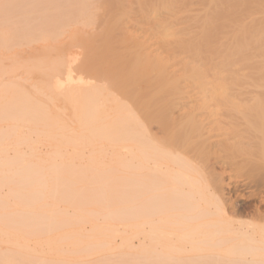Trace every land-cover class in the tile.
I'll list each match as a JSON object with an SVG mask.
<instances>
[{
    "label": "bare ground",
    "instance_id": "1",
    "mask_svg": "<svg viewBox=\"0 0 264 264\" xmlns=\"http://www.w3.org/2000/svg\"><path fill=\"white\" fill-rule=\"evenodd\" d=\"M9 1L11 0H7L6 3L9 4ZM25 1L27 3V0ZM119 1L38 0L35 3H38L39 7H43L40 11L41 16L37 18L40 21L39 24H43L40 25L42 29L39 30H35L33 27L29 28L31 20L29 21L28 16H23L24 11L21 10V15L27 21V24L22 23L24 27L21 26V29L15 25L7 26L6 22L3 21L4 19L1 18V22H5V26L3 24L4 27H0V60L7 59L5 56H8L11 51H13L11 54L13 60L15 55H21L17 52V48L25 47L28 49L29 47L26 46L40 43L41 45L38 46L40 49L38 50L41 52L40 59L37 57V60L35 53H32L34 58H31L37 62L29 61L32 64H27L20 62L22 59H19V63L15 61L12 64L10 59L9 62L12 66L7 65L14 74L22 69L21 71H25L28 75L31 74L33 77L42 80V86H32L36 88H34V92L31 91L28 94L27 88L26 92L25 86L23 87L22 83L21 85L17 83L18 81L6 82L3 85L0 83L2 85L0 87V123L11 122L12 126L8 129L13 130H11L12 132L9 130L6 135L4 133V137L0 138V156L10 157L6 153L11 144H6L8 138L18 137L15 141L13 138L11 139L15 144H19V141L22 140L23 136L21 137L19 134V129L22 128L18 126L20 124L30 125L35 133L40 132L41 135L44 133L49 140L53 138V144L55 143L54 137H61V140L58 141L60 146L56 148L55 155L60 154L62 156V148L67 147H71L76 153L81 149L90 148L93 153L87 161L80 158L81 161H85L83 166L88 168L85 170V167L82 166L84 170L81 168L79 169L81 171L75 170L78 167L75 168L71 164L74 160L70 161L71 158L62 156L70 162L64 158L61 159L63 160L61 161L62 164L66 163L67 165L65 167L59 165V168L51 165L55 159L48 163L50 162L49 158L48 162L41 158L44 165H47L46 162L50 164L47 165L51 166V172H49L50 168L47 167L45 170L46 167L43 166L41 160L34 162L39 156L33 155L37 156L33 161L32 154L31 160L29 156L25 155L28 157L26 159L20 150L18 151V148L15 150L16 153L14 152L15 156L11 157L12 159L0 157L2 160L0 164V186L4 181L6 183L8 180L12 181L11 178L16 176L19 180L15 179L19 184L16 186L17 188H14V191L9 192H12L10 196L14 197L15 205L18 204L19 200L22 201L19 202L22 207L18 206L22 210L19 208V214L15 215L18 216L17 218H9L12 215L11 210L9 217L2 218L4 214H0L2 221L0 233L7 236L5 240L2 241L1 239L0 241L4 242V245L8 244L5 245L4 249L9 246L8 251L10 253L5 251L6 254L8 253L7 255H0V264H77L79 260L85 258L84 254L88 258L96 256V253L99 255L100 252L106 251L113 254V251L120 249V246L116 249L115 246H112L115 240L114 232L108 229L95 231L96 234L89 236H84L82 231H75L71 236L56 238L53 234L55 229L74 225V222L67 220L61 212L43 208L46 203L52 205L53 202L54 204H57L55 202H64L67 204H64L65 206H69L67 208H73L74 212L77 213V218L81 219L79 220L81 223L85 220L91 221L90 217L92 216H89L91 212L84 211L83 207L107 205L110 209L109 206L115 203L117 210L110 209L111 212L108 214L105 212L106 217L109 215L113 219L119 218L120 221L122 219L121 223L124 225L135 224L132 232L138 245L133 247L134 252L133 248L130 247L135 257L133 264H264V222H262L264 217H262V213L258 210L254 211L255 213L259 212L261 216L258 215L255 218L252 215L255 220H252L251 223H246L248 221L245 223L237 222L235 220L238 213L237 204L234 206L231 196H227L228 185L226 187V184L228 182L225 183L222 179L223 175L229 172L224 173L225 171H223L224 174L222 175L221 172L218 173L219 170L218 172L216 170L218 166L225 167V170L232 169L233 166V169L236 168L235 166L242 167L247 160L246 158L249 159L248 156H250L251 161L248 160L247 167L249 166L254 172L251 176L257 180L255 184L258 186H254L259 187L258 192L257 187L253 189L257 192L254 194L255 197H260L264 203V162L257 163V158L264 160V98H259L260 95L258 97L254 94L258 98L247 99L245 97L243 99L241 96L242 99H232L227 90L228 84L235 81L232 78L235 76L232 75L235 74L233 66L231 67L233 73L230 70L234 54L232 49L235 45L225 48L226 50L222 49L224 54L226 53V57L223 55L225 58L216 54L217 57H220L218 59L213 54L221 49L216 48L221 45H215L216 19L220 13L219 17L224 15L223 12L228 15L230 12L224 11L222 8L224 6L221 7L219 0H198L200 5L205 6L206 9H204L203 14L193 18L195 22L193 25H189V20L192 18L187 14L190 11L187 8L191 0H144L143 7L147 3H149L147 5H151H146L147 8L143 10L146 12L141 13V17L150 21H158L154 27L149 29L151 31L154 28L152 35L157 37V39L155 38L157 41L144 47L137 41L126 40L122 42L113 37L116 34L111 33L112 29L109 27V22L114 18L116 8L120 9ZM16 2L20 6L24 3L19 4L18 0ZM142 4L140 2V6ZM222 4L225 5V3ZM29 5L31 6V4ZM1 7L4 8L5 6L3 7L1 4ZM6 7L7 12L13 9L11 5V10H8V5ZM24 7L26 5H23ZM65 7L69 9L67 8V10ZM225 8L229 9V6L227 5ZM18 10H16L17 13ZM27 13L31 14V11H27ZM7 14L5 12V17ZM164 15L166 16L165 20L159 19ZM13 16L15 15L12 14V18ZM20 17L19 22H21ZM8 19L5 20L7 24H10L9 22L12 20L8 21ZM31 19L33 21L34 17ZM117 23L114 25L115 30H122L120 22L117 21ZM16 25H19L18 22ZM73 27L75 29H72ZM89 28L93 30V34L90 33ZM262 35L264 36L263 33ZM246 37L242 38L246 39ZM262 39L264 38H261L260 43L256 42V44L261 46ZM97 41L101 43L97 45ZM249 43L251 44V42ZM77 45H82L85 51L82 60H78L75 51ZM243 47L245 46H239V51L244 52ZM255 48H259V46ZM260 48L263 49V46ZM252 49L254 50V48ZM38 50L36 51L38 52ZM145 50H149V52L146 53ZM22 54L25 57L26 54ZM163 54L168 60L163 57ZM245 54L249 57L246 52ZM19 57L21 58V56ZM221 57L223 60L217 61L221 60ZM242 57L245 59L244 56ZM15 58L18 59V57ZM197 61L200 62V65L195 64ZM1 63L4 64V62H0V65ZM173 65H181L187 75L185 80L191 79L192 82L198 84L205 95L203 99L179 100L178 98H170V94L181 92L180 83L182 79H172L169 72ZM233 65L235 67V64ZM3 69H6L5 64L1 73L5 71ZM61 70L64 71L63 79L53 77L56 72ZM146 70H151L152 73L149 74L150 76L142 77L141 75ZM137 73H139L138 76ZM208 73L213 75L214 82H210L213 85L211 89H207L209 84L207 82ZM5 74L8 75V72ZM104 74L108 75L110 85L100 87L93 79ZM9 75L11 76L5 75L2 78L7 77L6 79L13 78L16 80L19 76L13 77L11 72ZM245 77L250 78V76ZM259 78L261 77L259 76ZM28 79L30 80V77ZM24 80L26 79L24 78ZM143 81L152 86L150 97L147 99L143 98L144 94L135 86L136 83ZM163 85L167 88H164ZM216 87L220 92L216 93ZM250 90L248 91L250 92ZM117 91L122 92V94H118ZM249 92L248 94H251ZM48 101L55 103L60 101L67 106V110L72 112L73 122L76 124L78 132H72L71 135L67 134V122L64 123L63 119L59 118L60 115L51 107L52 105L50 108H48L49 105L46 106L47 108L45 107L44 102ZM63 115L65 116V113ZM5 122L4 124L8 126L9 123L6 124ZM33 135L35 136V134ZM24 138L23 140L30 139V137ZM34 143L36 144V142ZM245 146L249 147V150ZM108 148L118 152L122 151L113 157L114 159L111 157L114 163L123 168V172L120 171L121 176L109 177L107 175V177L102 174L101 158ZM50 151L52 152V150ZM34 152L32 153L34 154ZM36 152L35 154H37ZM77 155L79 154L77 153ZM238 158H241V161H238ZM39 162L42 164L41 167H38ZM53 163L55 164V162ZM110 163L112 162L110 161ZM34 165H37L35 166L36 169ZM115 165L112 166L116 168L117 165ZM222 167L219 168L222 169ZM247 167H243L245 171ZM38 168H42L45 172ZM108 169H104V171ZM120 169L117 170L118 173H120ZM250 169L247 170L250 172ZM89 171L101 175L90 174ZM240 171L237 169L236 172ZM243 171L242 169L241 173ZM249 172L247 177L252 174ZM103 173H107V171ZM249 178L253 182V179ZM237 183L239 186V180ZM11 184L13 185V182ZM78 184H90L91 189L84 186H82L84 188L81 187L83 190L85 189L84 191L81 188H74ZM91 184L98 187L93 189ZM253 184L251 183V185ZM9 185L10 188L11 185ZM251 185H248L249 188ZM6 186L3 184L2 187L6 188ZM11 187L13 188V186ZM229 188L232 187L229 186ZM238 194L236 193L235 196ZM8 195H6L7 198ZM231 195L233 196L232 193ZM7 198L5 200L10 201V198ZM1 200L2 197L0 202ZM4 203L6 204L5 201L2 204ZM260 204L262 203L260 202ZM8 205L10 207V204ZM48 205L46 204V207ZM2 206V208L5 207ZM9 207H6L4 211L0 206V213H7ZM229 209H231L230 212ZM97 211L99 210L97 209ZM15 212L17 213L18 210ZM102 213L104 215V212ZM260 217L262 219L259 221ZM109 220L113 221L112 219ZM34 240L40 241L33 244ZM124 241L125 244L130 242L128 239H124ZM63 247H71L72 250L67 252L70 253V256L64 255ZM101 249L104 250L99 253L95 252ZM41 252L43 254L45 252L46 257L49 255L50 261L44 257L48 263H45L46 260L42 261ZM93 253L94 255H92ZM110 258L108 259L110 260ZM122 260L129 262L128 259L127 261L126 259Z\"/></svg>",
    "mask_w": 264,
    "mask_h": 264
},
{
    "label": "rangeland",
    "instance_id": "2",
    "mask_svg": "<svg viewBox=\"0 0 264 264\" xmlns=\"http://www.w3.org/2000/svg\"><path fill=\"white\" fill-rule=\"evenodd\" d=\"M5 1V2H4ZM6 1L7 0H0V3L3 5V7L4 8H2L1 7V4H0V13L1 12H3V14H1L0 15V27H4L5 26V22H6V25L7 26H14L15 25V27H17L18 29H21V26H22V28L24 27V25H22V23L23 24H27V21L24 19V17L23 16H28L29 17V21H30V24H29V28L31 29V27H33V29H35V30H39V29H42V23L41 24H39L40 23V21H38L37 20V18H39V16H41L40 15V11L42 10V6H40L39 7V5H38V3H35V2H38V0H36L35 2H33L34 0H27V3H26V1L25 0H18V3L19 4H21L22 2H24V3H22L24 6L26 5V7H24L25 8V10H26V8H27V10L25 11L24 10V8H23V5H21L22 6V8L20 9V5H18L17 4V0H15V1H13V0H11V1H9V4H8V2L6 3ZM13 1V2H12ZM30 1H31V3H30ZM144 0H120L119 2H120V9H117L116 8V10L114 11L116 14L114 15V18L112 19V21L111 22H109V27L112 29V34H116V35H114L113 37H116V39H120L122 42L123 41H126V40H131V41H137V42H139V43H141L144 47H147V46H149V45H151L152 43H154L155 41H157V40H155V38L157 39V37H155L154 35H152V31H153V29L151 30V31H149V29L150 28H152V27H154V25H156V23L158 22V21H150V20H147V19H144V18H142L141 17V13H144V12H146V11H143L144 10V8H147L146 7V5L147 4H149V3H147L144 7H143V5L145 4L144 2H143ZM202 1H204V0H202ZM206 1V0H205ZM248 0H219V2H221V7L222 6H224V7H222V8H224V11L225 12H230L229 13V15L228 14H226V13H222V14H224L223 16L221 15L220 17H219V15L221 14H219L218 15V18H217V16H216V40H215V45L217 46V45H221V46H218V47H216L219 51H217V53H213V54H215V56L217 57V55L216 54H218V56L219 55H221L223 58H225L226 57V53L224 54V52L222 51V49H225V48H229V47H232L233 45H235V47H234V49H232L233 51H234V54H233V58H232V62H234V63H232L231 62V66H230V68L233 66V69H235L234 71L232 70V68L230 69L231 70V72L233 71L235 74H232L234 77H232V75H231V77L235 80V81H233V82H236V83H227L228 84V93H229V95H230V97L232 98V99H242V97H243V99L246 97L247 99H252V98H258L259 97V95H260V97L259 98H264L263 96H264V39H262V42H261V46L260 45H258V44H256V42H258V43H260L259 41H261V38H264V36L262 35V33L264 34V0H249L248 2H250L251 1V3H248L247 2ZM3 2V3H2ZM12 2V3H11ZM140 2H142L143 4H142V6H140ZM199 1L198 0H191V3L188 5V8H187V10L189 11L187 14L192 18V19H190L189 20V25H193L195 22H194V20H193V18L194 17H197V16H199V15H201V14H203L204 13V9H206V8H204V7H202L201 5H200V2L198 3ZM231 3V5H233V6H231V5H229L230 3ZM234 2V3H233ZM6 3V5H4ZM34 3V4H33ZM222 3H225V5H223ZM226 3H228V4H226ZM254 3V4H253ZM12 4H13V6H15V7H13L12 6ZM29 4H31V6L29 5ZM8 5V10L10 9L11 10V8H10V5H11V7L13 8L11 11H8L7 12V10H6V6ZM27 5H29V6H27ZM38 5V6H37ZM151 5V4H150ZM150 5H147V6H150ZM227 5L229 6V9H227V8H225V6L227 7ZM18 6H20V7H18ZM36 6V7H35ZM231 6V7H230ZM28 7H29V9H30V11H31V14L30 13H27V11L28 12H30L29 11V9H28ZM42 7V8H41ZM141 7H143V9H141ZM201 7H202V9H203V11H202V9H201ZM32 8V9H31ZM38 8V9H37ZM41 8V9H40ZM68 7H65V9H67ZM219 8V7H218ZM3 9V10H2ZM14 9H15V11H14ZM17 9H19L18 11V13L16 12V10ZM40 9V10H39ZM69 9V8H68ZM67 9V10H68ZM221 9V8H220ZM23 12L24 11V14H22L21 13V11ZM142 10V11H141ZM227 10V11H226ZM229 10V11H228ZM32 11H33V13H32ZM35 11V12H34ZM217 11V13H218V10H216ZM220 11H222V9L220 10ZM5 12H6V14L7 13H11L10 14V16H9V14H7L6 15V17H5ZM20 13V14H19ZM38 13V17L36 16V14ZM12 14L13 15H15V16H13V18H14V20H13V18H12ZM23 16H22V15ZM26 14H28V15H26ZM4 15V16H3ZM18 15V16H17ZM20 15H21V17H20ZM31 15V16H30ZM217 15V14H216ZM4 17V18H3ZM8 17H10V18H12V19H8ZM15 17H17V18H15ZM19 17H20V21L21 22H19ZM34 17V20L32 21V19L31 18H33ZM228 17V18H227ZM1 18H2V20L3 21H5V22H1ZM8 19V21H10V20H12L11 22H12V24H11V22H9L10 24H7V21L5 20V19ZM36 18V19H35ZM220 18H223V19H220ZM227 18V19H226ZM159 19H162V20H165L166 19V16L164 15V16H162V17H160ZM16 20V21H15ZM36 20H37V22H38V24H39V26H38V24H36L37 22H36ZM13 21H15V23L13 24ZM26 21V22H25ZM117 21L118 22H120V24L122 25V30H115V28H114V25L115 24H118L117 23ZM17 22H18V24L19 25H16L17 24ZM32 22V23H31ZM34 22H35V24H34ZM225 23V24H224ZM3 24H4V26H3ZM21 24V25H20ZM34 24V25H33ZM33 25V26H32ZM36 25V26H35ZM41 25V26H40ZM218 25V26H217ZM72 29H75V27H73ZM238 29V30H237ZM89 31H90V33H92L93 34V30L91 29V28H89L88 29ZM148 30V31H147ZM157 30V29H156ZM263 30V31H262ZM237 33V34H236ZM250 33V34H249ZM235 34V35H234ZM243 34H245V35H243ZM260 34H261V36H260ZM241 35H242V37L244 38V37H246V39H243L242 37H241ZM118 36H120V37H118ZM263 36V37H262ZM154 39H153V38ZM188 37V36H187ZM186 37V38H187ZM260 37V38H259ZM244 40V41H243ZM253 41V43H252V41ZM254 40H256V41H254ZM244 42V44H243V42ZM249 42H251V44L249 43ZM101 42L100 41H97L96 42V44L97 45H99ZM34 44V45H33ZM32 45H30V46H26V47H29L28 49H26L25 47H19V48H17L18 49V51L17 52H19L21 55H15V57H18V59L17 58H15V57H13V60L11 59L12 57L11 56H13V55H11L12 53H13V51H11V53H8V56H5V58H7V59H4L3 58V60H0V62H4V64H5V68L7 69H3V73H1V70H2V67L4 68V64H2L1 63V65H0V73L2 74H0V83L3 85L4 83H6V82H11V81H18L17 83H19L20 85H21V83H22V86L24 87V89H25V91H26V88H27V93L28 94H30V92L31 91H33L34 92V88H36L37 86H39V87H41L42 86V80H40V79H37V78H35V77H33V75H31V74H27L25 71H21V70H18V72H17V74H16V72H15V74L9 69V67H8V65L7 64H9L10 66H12L10 63L11 62H9L10 61V59H11V61H12V64H13V62H15V61H17L18 63H19V61L22 59L23 60V58H24V60H25V58H26V60L24 61H20V62H23V63H29V64H32V63H30L31 61L33 62L34 61V63L35 62H37V60H38V58L37 57H39V59H40V57H41V52H39V48H38V46H40L41 44L40 43H33ZM223 45V46H222ZM225 45V46H224ZM241 45H243V46H245V47H243V49H244V52H241V51H239L240 49H239V46H241ZM250 45H252V46H250ZM259 46V48H255V47H257V46ZM248 46H250V48H248ZM255 46V47H254ZM263 46V49L262 48H260V47H262ZM224 47V48H223ZM245 48H248V49H246L245 50ZM252 48H254V50L252 49ZM29 49H31V50H29ZM39 49V50H38ZM216 49V50H217ZM255 49H256V51H255ZM260 49H262L261 50V52H260ZM19 50H21V51H19ZM27 50V51H26ZM36 50H38V52L36 51ZM226 50V49H225ZM236 50V51H235ZM249 50V51H248ZM33 51H36V52H33ZM75 51L77 52V56H78V60H82L83 58H84V49H83V46L82 45H77V47L75 48ZM243 51V50H242ZM248 51V52H247ZM27 52H29V53H27ZM145 52L147 53V52H149V50H145ZM235 52L238 54V56H237V54L235 55ZM242 54H241V53ZM245 52L247 53V55H249V57L248 56H246V54H245ZM263 52V53H262ZM22 53H25L26 55H25V57H24V54H22ZM32 53H35L36 55H35V57L37 58V60L35 61L34 59H31V58H34V54H32ZM30 54V55H29ZM37 54H39L38 56H37ZM244 56V58L245 59H243V57L241 56ZM245 54V55H244ZM251 54V55H250ZM7 55V54H6ZM10 55V56H9ZM212 55V54H211ZM225 57H224V56ZM241 56V59H240V56ZM19 56H21V58L19 57ZM32 56V57H31ZM213 56V55H212ZM234 56H237V57H234ZM10 57V58H9ZM163 57H165L166 58V55L165 54H163ZM222 57H221V60H217V58L218 59H220V57H217L216 58V60L217 61H222L223 59H222ZM231 58H230V60H231ZM234 58H235V60H234ZM238 60H237V59ZM20 59V60H19ZM167 60H168V58H166ZM248 59V60H247ZM243 60H244V62H243ZM30 61V62H29ZM216 61V64L218 65V62ZM239 61V62H238ZM240 61H242V62H240ZM16 62V63H17ZM239 63V64H238ZM241 63V64H240ZM196 65H200V62L199 61H197L196 63H195ZM220 64V63H219ZM233 64H235V67H234V65ZM250 64V66H247V65H249ZM236 65H238V67H236ZM11 68V67H10ZM239 69V70H238ZM258 69V70H257ZM260 69V70H259ZM24 70V69H23ZM147 71V72H146ZM146 71H144V75L142 74L141 76L142 77H147V76H150L149 74H151L152 73V71L150 70V71H148V70H146ZM237 73H236V72ZM262 71V72H261ZM5 72H8V75L7 74H5ZM11 72V74H12V76L14 77V76H18V78L15 80V79H13V78H8V79H6L8 76L10 77L11 75H9V73ZM169 72H170V74H171V78L172 79H179V78H181L182 80H181V83H180V91L181 92H179V94L177 93V94H174V93H172V94H170L169 96H170V98H173V99H181V100H187V99H203L204 97H205V95L202 93L203 92V90L201 89V88H199V86H198V84H195L194 82H192V80L191 79H189V80H185V78H186V73L184 72V70H183V68H182V66L181 65H173L172 66V68L169 70ZM259 72V73H258ZM263 73V74H262ZM7 76L5 79L4 78H2V77H4L5 75ZM34 74H37V73H34ZM148 74V75H147ZM154 74V73H153ZM252 74H253V76H252ZM259 74V75H258ZM139 75V73H137V76ZM140 76V77H141ZM245 76H250V78H251V76H252V81L250 80V78H248V77H245ZM259 76L261 77V78H259ZM28 77H30V80L28 79ZM53 77H56L57 79H63L64 78V71H59V72H56L54 75H53ZM258 77V78H257ZM24 78L26 79V80H24ZM139 78V77H138ZM248 78V79H247ZM262 78H263V80H262ZM4 80V82H3V80ZM20 79V80H19ZM237 79H238V81H237ZM243 79V80H242ZM245 79V80H244ZM246 79H247V81L249 82H247L246 81ZM253 79H255L254 81H253ZM232 80V79H231ZM230 80V81H231ZM93 81L98 85V86H105V85H110V82H109V80H108V75L107 74H104V75H100L99 77H95L94 79H93ZM247 82V84H246V82ZM262 83H261V82ZM207 82H209V84H208V86H207V89H211L212 87H213V85L212 84H210V82H214L213 81V75H212V73H208V76H207ZM229 82V81H228ZM251 82V83H250ZM253 82V83H252ZM258 82H260V83H258ZM242 83V84H241ZM257 83H258V85H257ZM38 84H41V85H38ZM233 84V85H232ZM244 84V85H243ZM260 84V85H259ZM262 84V85H261ZM2 85H0V87H2ZM36 85V87H32V86H35ZM229 85H231V86H229ZM257 85V86H256ZM135 86H137V88H138V90L141 92V93H143L144 94V97L143 98H145V99H147V98H149L150 97V91H151V88H152V86H150L149 85V83L148 82H138V83H136L135 84ZM164 86V85H163ZM230 87V88H229ZM33 88V89H32ZM154 88V87H153ZM164 88H167L166 86H164ZM247 88V89H246ZM254 88H256V89H254ZM243 89V90H242ZM249 89H251L250 90V92L248 91ZM239 92H238V91ZM245 90V91H244ZM252 90H253V92H252ZM257 90V91H256ZM237 91V92H236ZM244 91V92H243ZM259 91V92H258ZM25 92V93H26ZM32 92V93H33ZM217 92H220L219 90H218V88L216 87V93ZM236 92V93H235ZM248 92L249 93H251V94H248ZM260 92H262V93H260ZM117 93L118 94H122V92H118L117 91ZM239 93H241V94H244V95H241V94H239ZM260 93V94H259ZM235 94H237L236 96H235ZM254 94H256V95H258V97H256V95H254ZM262 94V95H261ZM246 95V96H245ZM254 95V96H253ZM242 96V97H241ZM250 98H249V97ZM253 96V97H252ZM234 97V98H233ZM144 99V100H145ZM48 102H50V101H48ZM48 102H44L45 103V107L47 106L48 107V105H49V107L48 108H50V106L51 107H53L54 108V110L55 111H57V113L60 115V117L59 118H61V119H63V122L64 123H66L67 122V128H66V132H67V134L68 135H71L72 134V132H78L77 131V126H76V124L73 122L74 120H73V118H72V112L68 109L67 110V106L65 105V104H63L62 102H60V101H58V102H50V103H48ZM128 103H129V101H127ZM52 103V104H51ZM55 104H56V107L58 106L59 108H56L55 107ZM62 106V107H61ZM46 107V108H47ZM66 108V109H65ZM62 109V110H61ZM67 110V111H66ZM59 111V112H58ZM65 111V112H64ZM65 113V116H66V118H65V116L63 115ZM62 114V115H61ZM72 119V120H71ZM65 120V121H64ZM5 122V121H4ZM4 122L2 123H0V129L1 128H3V129H1V131H2V135H1V131H0V138H2V137H4V133H5V135H6V133H8L9 132V130L10 129H8L9 127L11 128V126H12V123L11 122H5L6 124H8V126H6L5 124H4ZM69 122V123H68ZM72 123V124H71ZM75 125H74V124ZM6 126V127H5ZM18 126H21L22 128H20L19 129V131H18V129H17V133L19 132V134H21L20 136L22 137V140H21V138H20V140L22 141H19V144H22L23 146H19V144L17 145V144H15V142H13L11 139L13 138L14 139V141L16 140V138H18V137H12V138H8L7 139V142H6V144H13L14 143V145H11L10 144V146H9V150H7L6 151V153H8V156H10V157H7V156H5V158L6 159H8L9 160V158H11V157H14L15 155H14V152H15V150L18 148V151L20 150V152H21V154H23V157L26 155V156H31V154H32V156L33 155H37V156H39V158H36L37 156H33L32 158H33V161H34V158H36L35 160L36 161H34V162H37V160L38 161H42L41 163L43 164V166L44 167H46V169L45 170H47V167H48V169L50 168V171L49 172H51V166L49 167V166H47V165H50V164H48V163H51L54 159V161L53 162H55V164L52 162L51 163V165L52 166H57V168H59V165H62V167H65L67 164L66 163H63L62 164V162L61 161H63V160H61V159H63L64 157L65 158H71L70 159V161L71 160H73V163H71V164H73V166L76 168V167H78V169L76 168H74L76 171H81V170H86V169H88L86 166H83V165H85V164H83V163H85V161H87L88 160V157L90 158L91 157V155H92V153L93 152H91V150H90V148H86V149H81L80 151H78L77 153L79 154V155H77V153L76 152H74V150L71 148V147H67V148H62V150H63V154H62V156H64L63 158H62V156H60V154L59 155H55V152L57 151V147H59L60 146V143L58 142V141H60L61 140V137H54L55 138V143L53 144V138L52 139H48L47 137H46V135L43 133V135H41L42 133H35V131L31 128V126L30 125H28V124H20V125H18ZM71 126V127H70ZM29 127V128H28ZM6 129V131H5V129ZM25 128V129H24ZM27 129H28V133L29 132H31V133H27ZM74 129V130H73ZM76 129V130H75ZM12 130V129H11ZM10 130V132H12ZM25 130H26V132H25ZM29 130H31V131H29ZM5 131V132H4ZM16 133V134H17ZM24 133H26V134H24ZM33 134H35V136L33 135ZM39 136H38V135ZM26 137H30V139L33 141V143H32V141L29 139V138H26ZM29 135H31V136H29ZM45 135V136H44ZM44 136V137H43ZM26 139H28V140H26ZM40 137H41V139H40ZM46 137V138H45ZM23 138L25 139V140H23ZM43 138V139H42ZM56 138H57V140H56ZM60 138V139H59ZM59 139V140H58ZM1 140H3V139H1ZM40 140V141H39ZM18 141H16V142H18ZM25 141V142H24ZM29 141V142H28ZM41 141H43V142H41ZM48 141V142H47ZM58 143H57V142ZM21 142V143H20ZM34 142H36V144L34 143ZM39 142V143H38ZM4 144H5V142H3ZM38 143V144H37ZM25 144V145H24ZM28 144H29V146H28ZM57 144V145H56ZM31 145V146H30ZM35 145V146H34ZM38 145V147H36ZM56 145V146H55ZM12 146H14L15 147V149H13L14 147H12ZM16 146H18V147H16ZM21 147V148H20ZM33 147V148H32ZM34 147H36V148H34ZM50 147H51V149H50ZM38 148V149H37ZM55 148V149H54ZM245 148H247L246 146H245ZM249 148V147H248ZM247 148V149H248ZM31 149H33V150H36L35 152L37 153V154H35V152L32 150V152H34V154L31 152ZM50 150H52V152L50 151ZM61 150V151H62ZM249 150V149H248ZM114 151V152H113ZM23 152V153H22ZM49 152H51L50 154H49ZM81 152V153H80ZM116 152V153H115ZM118 151H115V150H113L112 148H108L107 150H105V153H104V159H102L101 158V161H102V165H101V169H103V172H105V171H107V173H103L102 172V174H105L106 176L108 175L109 177H117V175L118 176H121L120 174H122L120 171H122L123 172V168H121V166H119V165H117L116 163H114L113 162V157H115L117 154H120L121 152H118ZM16 153V152H15ZM38 153H39V155H38ZM53 153H54V155H53ZM47 154V155H46ZM4 155H7V154H4ZM46 155V156H45ZM114 155V156H113ZM24 157V158H28V157ZM42 156V157H41ZM48 156V157H47ZM60 156V157H59ZM67 156V157H66ZM69 156H71V157H69ZM79 156V157H78ZM83 156V157H82ZM0 157H3L4 158V156L2 155V156H0ZM46 157V158H45ZM55 157H57L58 159H56ZM78 157V158H77ZM113 159H112V158ZM249 157V159L248 158H246L247 160L244 162V165L247 167V163H248V160H250V156H248ZM4 158V159H5ZM31 157L29 158L30 160L32 159ZM41 158H43L44 159V161L45 160H47V162H48V160L50 159V162H46L45 164H47V165H44V161L41 159ZM49 158V159H48ZM64 158V159H65ZM80 158L82 159V158H84L83 160H85V161H81L80 160ZM87 158V159H86ZM12 159V158H11ZM10 159V160H11ZM68 159H65L67 162H70V161H68ZM110 159H112V160H110ZM30 160H29V162H30ZM64 160V161H65ZM78 160V161H77ZM80 160V161H79ZM257 160L258 161H260V162H258L257 161V163L259 164V163H262V162H264V160H262V159H258L257 158ZM110 161L112 162V163H110ZM238 161H241V158L239 159L238 158ZM251 161V160H250ZM249 161V162H250ZM262 161V162H261ZM1 162H2V160L0 159V164H1ZM32 162V161H31ZM33 163V162H32ZM105 163H106V165H105ZM241 163V162H240ZM246 163V164H245ZM42 164H40V162L38 163V167L40 166H42ZM75 164V165H74ZM110 164V165H109ZM115 165L116 166V168L114 167V166H112V165ZM105 165V166H104ZM240 166V167H237V166H235L236 168V170L235 169H233V167H232V169H224L225 167H222V166H218L217 168H216V170H217V172H218V170H219V172L218 173H222V175L224 174V173H228V174H224L223 175V177H222V179H223V182H225V183H227L228 182V184H226V187H227V185H228V189L226 190V194H227V196H231V200L232 201H234V206L237 204V209H238V213H237V215H236V217H235V220L237 221V222H241V223H245L246 221H248V222H246V223H251L252 222V220L254 221L255 219L253 218V216L252 215H254V217L255 218H257L258 217V215L259 216H261V214L260 213H262V217H264L263 215H264V203L260 200L261 198L260 197H255V194H257V192H258V190L257 189H259V187H257L258 185L257 184H255V183H257L256 181L257 180H254L255 178L254 177H252L251 175H253L254 174V172H252L251 171V169H250V167L248 166L247 168H246V171H245V166ZM35 166H37V165H34V168L36 169V167ZM82 166L83 167H85L84 169L82 168ZM110 166V167H109ZM61 167V168H62ZM109 168L108 170H105L104 171V169H107V168ZM112 167V168H111ZM121 169H120V168ZM222 167V169H220V168ZM244 167V168H243ZM73 168V167H72ZM82 168V169H81ZM111 168V169H110ZM120 169L119 170V172L120 173H118V169ZM38 169H41V171L42 172H45V171H43L42 170V168H38ZM44 169V168H43ZM79 169H81V170H79ZM113 169V170H112ZM224 169V170H223ZM237 169H239V171L241 170L242 171V169L244 170L242 173H241V171L240 172H236L237 171ZM247 169H250V172H249V170H247ZM234 170V171H233ZM40 171V170H39ZM115 171V172H114ZM223 171H225L224 173H223ZM228 171V172H227ZM232 173H231V172ZM46 172H48V171H46ZM90 172V174H94V173H97V172H94V171H89ZM89 172H88V175L91 177V175L89 174ZM110 172V173H109ZM111 172H112V174H111ZM236 172V173H235ZM247 173L245 176H244V174L245 173ZM248 172L249 173H251L252 172V174H249V176L247 177V175H248ZM244 173V174H243ZM97 174H99V175H101L100 173H97ZM115 175V176H114ZM94 176V175H93ZM107 176V177H108ZM255 176V175H254ZM13 177V176H12ZM247 177V178H246ZM249 177H251L253 180V182H251V179L249 178ZM256 177V176H255ZM17 179V177L15 176V177H13V179L11 178V180L12 181H9L8 180V182H10L9 184L11 185V186H13V188L9 185V184H7L5 181L3 182V184L4 185H7L6 186V188H4V187H2L3 186V184H2V186H0V193L2 194V200L3 201H5L6 202V204L4 203V204H2L3 203V201L1 200V202H0V206H1V208L3 207L2 205H4L5 207L4 208H2V209H4V211L6 210V207H9V205L8 204H10V207L7 209V213H0V214H4V216L2 217V218H5V217H9L10 215H11V212H12V215L9 217V218H13V219H15V218H17L15 215L17 214H19V208L20 207H18V206H21L22 204H20L22 201H20L19 200V202L18 201H16V202H18V204L16 203V205H15V201H14V197L13 196H10V195H12L11 193L12 192H9V191H14V188H17L16 186H18V181L17 180H19V179ZM231 178H233V179H231ZM247 179V181H245L246 179ZM250 179V181H249V179ZM231 179V180H230ZM230 180V181H229ZM232 180H233V182H232ZM237 180H239V186H238V183L236 184V182H237ZM245 181V185H244V188H243V184H244V181ZM241 181V182H240ZM13 182V185L11 184ZM15 182V183H14ZM248 182V183H247ZM17 183V184H16ZM251 183L253 184V185H251ZM230 184V185H229ZM8 185L10 186V188L8 187ZM90 185V184H89ZM89 185H85V184H78V185H75V187L74 188H76V189H80L82 186H84V187H87L88 189H91L90 187H89ZM93 185V189L97 186H94L95 184H91V186ZM251 185V188H249V186ZM254 185H257V186H254ZM229 186L230 187H232L231 189L229 188ZM239 188H238V187ZM242 186V187H241ZM249 188L248 189V191H247V188ZM8 187V188H7ZM84 187H82V188H84ZM98 187V186H97ZM96 187V188H97ZM235 187V188H234ZM254 187V188H253ZM255 187H257L256 188V190H257V192H256V190L254 191L253 189H255ZM4 188V189H3ZM81 188V189H82ZM9 189H12V190H9ZM230 189V190H229ZM243 189V190H242ZM246 189V190H245ZM83 190V189H82ZM85 190V189H84ZM83 190V191H84ZM235 190H237V191H235ZM240 190V191H239ZM251 190V191H250ZM254 192H253V191ZM231 191V192H230ZM249 191H250V193H249ZM7 192H9L8 194H7ZM230 192V193H229ZM238 194H240V195H242L241 196V198H239L240 197V195L238 196V195H236V196H238V197H236L235 196V194L236 193ZM248 192V193H247ZM253 192V193H252ZM231 193L233 194V196L231 195ZM255 193V194H254ZM229 194V195H228ZM249 194V195H248ZM6 195H8V198H10V201H8V200H5L6 198H7V196ZM243 195H246V196H243ZM249 197H248V196ZM250 195H251V198H250ZM3 196H5V198H3ZM10 196V197H9ZM254 196V197H253ZM1 197H0V199H1ZM13 197V198H12ZM246 197V198H245ZM248 197V198H247ZM7 198V199H8ZM232 198H234V199H232ZM237 198V199H236ZM256 198V199H255ZM239 199V200H238ZM250 199V200H249ZM17 200V199H16ZM50 200V199H49ZM48 200V202H50ZM236 200V201H235ZM248 200V201H247ZM260 200V201H259ZM8 202V203H7ZM47 202V201H46ZM45 202V203H46ZM53 202V201H52ZM260 202L262 203V204H260ZM55 203H57V204H54V202H53V204L51 205V203H49V205H48V203H46L47 205H48V207H46V204H45V207H43V208H47L48 210H55V211H57V212H61V213H63L64 214V216H65V218L67 219V220H69V221H72V222H74V225L72 224L71 226H67V227H64V228H57V229H55L54 230V232H53V234H54V236L57 238V237H60V236H71L73 233H75V231H82V233H83V235L84 236H89V235H94V234H96V232L95 231H103V230H106V229H108V230H112L113 232H114V242L112 243V246H115V249L116 248H119V246H120V249L119 250H115V251H113V254H110L111 252L109 251H106V252H100V251H103L104 249H105V247H104V249H101V250H98V251H95V252H100V254L99 255H97V253H96V256L94 255V253L92 254V255H94V256H92V257H88L87 258V256L84 254V257L85 258H82L81 260H79V262L77 263V262H75V263H77V264H102L103 262H104V264L106 263V264H133L134 262H135V260H133V259H135V257H134V255H133V253H132V251L130 250V247H136L138 244H137V242H136V239L135 238H133L134 236H133V232H132V230H134V227H135V224H128L129 222H126L128 225H124V223H121V221H122V219H121V221L120 220H118V219H113L111 216H109L108 215V217H111V218H108V217H106L107 215H105V212H106V214H108V212H111V210H113V211H115V210H117V208H116V206L114 205L115 203H113V205H111V206H109V208L111 209H108V206L107 205H103L102 207H96V206H91V207H93V208H96V209H92L91 207H89V206H86L85 208L83 207V209H84V211H87V212H91L90 214H89V216H91L90 218H91V221H84L83 223H81V221H79V220H81V219H78L77 218V213H75L74 212V209L72 208L71 209V207L70 208H67V207H69V206H65L64 204H66V203H64V202H55ZM60 203V204H59ZM52 207H51V206ZM54 205H56V206H54ZM58 205V206H57ZM67 205V204H66ZM54 206V207H53ZM113 206H115L114 208H112ZM22 207V206H21ZM66 207V208H65ZM87 207H89V208H87ZM107 207V208H106ZM118 207V206H117ZM101 208V209H100ZM257 208V209H256ZM1 209V211H3ZM46 209V210H47ZM97 209L100 211H97ZM118 209H119V207H118ZM10 210H11V212H10ZM16 210H18V212L16 213L15 211ZM20 210H22L21 208H20ZM43 210V209H42ZM90 210V211H89ZM94 212H93V211ZM106 210V211H105ZM230 210L231 209H229L228 211L230 212ZM241 210V212H239ZM256 210H258V211H260V213L258 212V213H255L254 211H256ZM9 211V212H8ZM44 211H45V209H44ZM233 211V210H232ZM15 212V213H14ZM40 212H42L41 210H40ZM94 214H93V213ZM98 212V213H97ZM102 212H104V215H105V217H104V215H103V213ZM14 213V214H13ZM5 215H7V216H5ZM239 215V216H238ZM256 215V216H255ZM237 217H238V219H237ZM93 219V220H92ZM109 219H112L113 221H111V220H109ZM262 218L260 217L259 218V221L261 220ZM251 220V221H250ZM1 221V220H0ZM109 221H111V222H109ZM126 221H128V220H126ZM130 221V220H129ZM125 222V221H124ZM262 222H264V219L262 220ZM1 224H2V221L0 222ZM130 223H132V221H130ZM1 224H0V226H1ZM264 224V223H263ZM69 225V224H68ZM95 232V233H94ZM116 232V233H115ZM0 235H2V236H0V240L2 239V241L3 240H5L6 238L5 237H7V236H3L4 234L2 233H0ZM123 235L125 236L124 238H123ZM120 236H121V238H120ZM124 239H128L130 242H128L127 244H125L126 242L124 241ZM2 241H0V255H7L8 253H9V251H8V249H9V246H7L6 247V249H4L5 248V245H8V244H5L4 245V242H2ZM35 241V242H34ZM33 241V244L34 243H38V241H40V240H34ZM115 241H116V243H115ZM122 247V248H121ZM65 247H63V251H64V255L65 256H68L70 253H67V252H70V250H72L71 249V247H66L65 249H64ZM69 248V249H68ZM46 249V248H45ZM45 249H43V250H45ZM40 250V249H39ZM69 250V251H68ZM133 250V252H134V248L132 249ZM5 251L6 252H8L7 254L5 253ZM65 251H66V254H65ZM121 251V252H120ZM1 252H4V254H1ZM117 252V253H116ZM110 255H109V254ZM119 253H121V254H119ZM10 254V253H9ZM44 254H46L45 252H44ZM43 254V252H41V259H42V257H43V259H42V261H45V263L47 262L48 263V260H49V255L46 257V255H44ZM68 254V255H67ZM113 255V256H112ZM70 256V255H69ZM82 256H83V254H82ZM104 256H109V257H104ZM44 257H46V258H48V260L46 259V258H44ZM102 257V258H101ZM111 257V258H110ZM134 257V258H133ZM87 258V259H86ZM100 258V259H99ZM108 258H110V260L108 259ZM122 259H126V261H127V259H128V261L129 262H125L124 260H122ZM130 260H132V261H130ZM50 261V260H49ZM118 261V262H117ZM122 261H124V262H122ZM134 261V262H133ZM84 262V263H83ZM67 264H69V263H67ZM71 264V263H70ZM224 264H227V263H224Z\"/></svg>",
    "mask_w": 264,
    "mask_h": 264
}]
</instances>
